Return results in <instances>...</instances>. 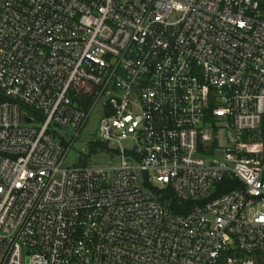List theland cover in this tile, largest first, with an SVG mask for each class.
Segmentation results:
<instances>
[{
	"label": "built area",
	"instance_id": "1",
	"mask_svg": "<svg viewBox=\"0 0 264 264\" xmlns=\"http://www.w3.org/2000/svg\"><path fill=\"white\" fill-rule=\"evenodd\" d=\"M0 264H264V0H0Z\"/></svg>",
	"mask_w": 264,
	"mask_h": 264
},
{
	"label": "rangeland",
	"instance_id": "2",
	"mask_svg": "<svg viewBox=\"0 0 264 264\" xmlns=\"http://www.w3.org/2000/svg\"><path fill=\"white\" fill-rule=\"evenodd\" d=\"M96 120H97L96 115L92 116L90 123H88L87 128L82 132V134L78 137V140L72 146V149L70 150L65 160L66 166L71 167L77 164L79 154L81 153L82 149H86V147L88 146V142L95 133L97 126ZM67 135H69L70 138L74 136V134L72 133H67ZM109 161L110 159L107 156L102 155V156L93 157L89 163L93 167L95 166L110 167V165L111 166L118 165V162H113L109 164Z\"/></svg>",
	"mask_w": 264,
	"mask_h": 264
},
{
	"label": "trees",
	"instance_id": "3",
	"mask_svg": "<svg viewBox=\"0 0 264 264\" xmlns=\"http://www.w3.org/2000/svg\"><path fill=\"white\" fill-rule=\"evenodd\" d=\"M97 149H100V150L104 151V150H106V147H105L104 145H102V144H98V143H93V144H91V151H92V152L97 151ZM229 190H231V189H230V188H227V189H225V190H223V191H220V192H218V195H220V194H222V193H224V192H228ZM218 195H216V196H218ZM173 204H174L175 209H178V211L181 210V209H184L183 207H187V209H190V207L193 205V204L191 203V204H189V205H187V206H180V205L176 202V200H175L174 198H173Z\"/></svg>",
	"mask_w": 264,
	"mask_h": 264
}]
</instances>
